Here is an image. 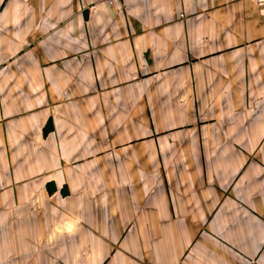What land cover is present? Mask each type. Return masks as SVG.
Returning a JSON list of instances; mask_svg holds the SVG:
<instances>
[{
    "label": "crops",
    "instance_id": "0c3cea01",
    "mask_svg": "<svg viewBox=\"0 0 264 264\" xmlns=\"http://www.w3.org/2000/svg\"><path fill=\"white\" fill-rule=\"evenodd\" d=\"M0 264H264V0H0Z\"/></svg>",
    "mask_w": 264,
    "mask_h": 264
},
{
    "label": "built area",
    "instance_id": "2783aa9c",
    "mask_svg": "<svg viewBox=\"0 0 264 264\" xmlns=\"http://www.w3.org/2000/svg\"><path fill=\"white\" fill-rule=\"evenodd\" d=\"M96 2H103V3H106L108 5H111L113 0H95Z\"/></svg>",
    "mask_w": 264,
    "mask_h": 264
},
{
    "label": "rangeland",
    "instance_id": "374dc122",
    "mask_svg": "<svg viewBox=\"0 0 264 264\" xmlns=\"http://www.w3.org/2000/svg\"><path fill=\"white\" fill-rule=\"evenodd\" d=\"M58 251H59L58 249L55 250L56 256H57V252H58Z\"/></svg>",
    "mask_w": 264,
    "mask_h": 264
}]
</instances>
